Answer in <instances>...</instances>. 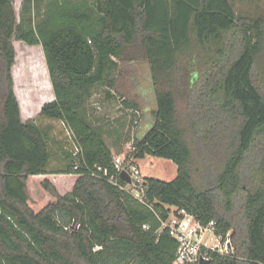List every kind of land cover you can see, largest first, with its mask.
<instances>
[{
	"label": "trees",
	"instance_id": "obj_1",
	"mask_svg": "<svg viewBox=\"0 0 264 264\" xmlns=\"http://www.w3.org/2000/svg\"><path fill=\"white\" fill-rule=\"evenodd\" d=\"M14 1L0 0V264H174L171 206L233 231L235 254L210 252L208 264H264V17L239 18L234 0H23L18 22ZM14 37L43 46L55 98L40 114L76 146L61 169H49L51 127L22 120ZM137 60L157 108L127 155L178 166L171 181L144 177L142 199L107 139L122 132L90 105L105 85L139 110L116 75ZM53 173L78 178L64 194L46 178L55 200L37 211L28 180Z\"/></svg>",
	"mask_w": 264,
	"mask_h": 264
},
{
	"label": "rangeland",
	"instance_id": "obj_2",
	"mask_svg": "<svg viewBox=\"0 0 264 264\" xmlns=\"http://www.w3.org/2000/svg\"><path fill=\"white\" fill-rule=\"evenodd\" d=\"M22 3L23 0L14 1L18 22ZM234 3L239 18L249 20L264 17V0H234ZM13 44L16 51V60L12 67L14 90L19 99L22 120L35 119L41 126L51 127L55 141L51 143L53 157L49 169H61L67 163L61 153L62 149L75 151L76 146L72 131L61 120L40 114L44 103L55 98L43 46L42 44L29 45L15 37ZM123 72L125 76L122 84L126 85L124 91L129 92V96L141 104L139 110L125 108L121 97L115 90L111 92L115 93L113 97H107V92L111 90L105 85L96 87L90 100L95 114L108 127L119 128L122 132V139L116 143H113V140L117 135L107 137L115 158L121 160L132 149L133 139L143 136L149 130L155 119L157 108L150 64L146 60L133 61L127 66L123 65L116 75L120 76ZM127 139L130 140L128 143L125 142ZM261 151V147L256 148L254 156ZM134 162L143 178L152 176L171 181L178 175L177 164L168 158L147 155L143 159H135ZM46 178L50 179L64 194L70 190L78 176L57 173L32 176L28 180L31 193L30 204L37 211L55 200V197L42 186Z\"/></svg>",
	"mask_w": 264,
	"mask_h": 264
},
{
	"label": "built area",
	"instance_id": "obj_3",
	"mask_svg": "<svg viewBox=\"0 0 264 264\" xmlns=\"http://www.w3.org/2000/svg\"><path fill=\"white\" fill-rule=\"evenodd\" d=\"M127 154L128 152L122 160L115 158L118 173L121 175L123 170L130 173L133 181L128 183L127 188L142 199L144 178L135 165V159ZM163 227L178 242L174 264H200L203 258L210 259V252L224 255H233L236 252L232 230L227 233L218 232L216 220L203 223L185 208L171 206L168 218L163 221Z\"/></svg>",
	"mask_w": 264,
	"mask_h": 264
},
{
	"label": "water",
	"instance_id": "obj_4",
	"mask_svg": "<svg viewBox=\"0 0 264 264\" xmlns=\"http://www.w3.org/2000/svg\"><path fill=\"white\" fill-rule=\"evenodd\" d=\"M124 180H126L128 183H132V176L127 170H123L120 175ZM210 262V259H202L200 264H208Z\"/></svg>",
	"mask_w": 264,
	"mask_h": 264
},
{
	"label": "crops",
	"instance_id": "obj_5",
	"mask_svg": "<svg viewBox=\"0 0 264 264\" xmlns=\"http://www.w3.org/2000/svg\"><path fill=\"white\" fill-rule=\"evenodd\" d=\"M74 175V177H76L77 175L76 174H73ZM74 180H76V179H74ZM74 185V182H73V184L71 185V188H70V190L72 189V186ZM69 190V191H70Z\"/></svg>",
	"mask_w": 264,
	"mask_h": 264
}]
</instances>
